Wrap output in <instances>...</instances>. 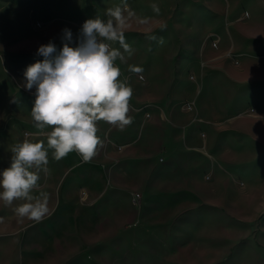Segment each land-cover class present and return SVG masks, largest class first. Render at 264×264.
Instances as JSON below:
<instances>
[{
  "label": "rangeland",
  "instance_id": "374dc122",
  "mask_svg": "<svg viewBox=\"0 0 264 264\" xmlns=\"http://www.w3.org/2000/svg\"><path fill=\"white\" fill-rule=\"evenodd\" d=\"M151 1L127 0L134 52L116 61L134 89V122L123 131L99 122L103 146L90 162L75 152L55 161L49 150L38 190L49 194V215L20 223L0 205V264H264V0H169L171 17L157 23ZM116 5L122 0H0V171L26 133L46 144L30 115L35 89L23 87L26 67L43 60L38 47L62 48L64 28L76 46L83 22ZM185 5L196 9L190 21L200 18L192 37L201 30L188 56L166 44L183 34L173 18ZM129 65L143 67L144 79ZM173 87L181 113L165 106ZM191 118L201 122L174 132L187 135L189 151L172 159L161 130Z\"/></svg>",
  "mask_w": 264,
  "mask_h": 264
},
{
  "label": "clouds",
  "instance_id": "9594fccd",
  "mask_svg": "<svg viewBox=\"0 0 264 264\" xmlns=\"http://www.w3.org/2000/svg\"><path fill=\"white\" fill-rule=\"evenodd\" d=\"M151 7L159 14L158 5ZM133 15L127 0H122V6L107 8L106 18L96 16L83 22L76 46H71L72 31L64 28L62 48L52 41L40 45L36 55L43 60L24 70L23 87L30 92L35 89L30 112L33 127L38 130L35 135L45 137L46 144L44 140H29L33 133H26L23 142L11 148L9 166L0 171V202L12 208L18 222L41 223L49 215V194L38 191L40 174L50 173L49 150L55 161L75 152L83 162H90L103 146L99 122L120 131L134 122L129 115L134 89L127 78L120 79L116 64L117 60L127 63L124 53L131 56L134 52L125 41ZM117 43L119 48L113 46ZM128 71L144 79L143 67L129 65ZM18 201L21 203L16 204Z\"/></svg>",
  "mask_w": 264,
  "mask_h": 264
},
{
  "label": "crops",
  "instance_id": "0c3cea01",
  "mask_svg": "<svg viewBox=\"0 0 264 264\" xmlns=\"http://www.w3.org/2000/svg\"><path fill=\"white\" fill-rule=\"evenodd\" d=\"M169 3H170L169 0H152L151 1L150 7H151L152 4H156V5H158V7L160 9L159 14H157V13H155L152 10V7H151V9H150L151 10V12H150V21L152 23H157L158 22L159 18L156 15H160L161 14L165 18H170L171 17V11L169 10V7H167L168 9L165 8V5L169 4ZM191 6H192V4H191ZM193 9L194 8H191L189 10L186 9V5L182 6L179 9L180 13H179V15H176L173 18L174 19L173 23H174L175 27H179L180 30H183V34H182V32L179 34L180 36L178 38L179 39L178 41L171 40V42L166 43L167 45L172 47L173 51L175 49L174 52H177V50H179L180 54H183L185 56L194 54L196 46L197 45L199 46V40H200L199 34H200L201 30L199 32H197L198 33L197 35L192 37V32H193L194 29L192 30V27L190 26V23H191V21L196 22L197 19L199 20L200 18L192 19L191 21H190V19H188V14L190 13V11H192L191 13H193V11L196 10V9H194V10ZM196 14H198V17L199 16L202 17V14H204V12L200 11L199 13L196 12ZM151 17H153V18H151ZM185 22H187V23H185ZM197 42H198V44H197ZM175 47H177V49ZM181 48H183V50ZM167 51H168V48L165 51V54H164L165 61L162 64L165 65L164 68H165V70H167L166 77H169L170 68L168 67V65H169V61H171L173 55L169 56L168 53L166 54ZM169 58H171V59H169ZM202 69H203V67H202ZM165 87H166L167 90L170 89V83L167 84ZM248 92H250V91H248ZM171 93H172L171 94V98L172 99L169 101V105L167 106L165 104V106H166V108H169V110L174 108V109L179 110V112L181 113L182 111H181L180 106H176L175 107V105H177V103H179L177 101L178 97L176 96L177 94H176V91H175V87H173L171 89ZM192 98L194 99V103L196 104V98H198L197 95H195V97L193 96ZM246 98L248 99L249 96L246 97ZM238 105H239V102H238ZM158 109H159V107H158ZM158 111H160V109ZM183 114H185V113L183 112ZM160 115L163 118V119H160V120L163 121L165 119L163 113H160ZM195 120L196 119L193 120L192 118L189 119V120L183 119V121H174V122H171V120H169L170 121V128L166 129V126H165V128H163L161 130L163 134H165V133L167 134L166 138H167V143H168L167 144L168 145V153L170 154V157L172 159L183 157V156H185V153L187 151H189V150H185V149H188L187 148V143H186L187 135L185 133H183L182 136H179V135H177V133H174V132L176 130H178V129H182L184 131V129L186 128V125H190V124L192 125V124H194L196 122H201V119H199L200 121H195ZM158 122H160V121H158ZM163 122H165V121H163ZM165 129H166V131H164ZM159 137H161V136H159ZM154 141H159V139H156L154 137ZM164 143H166L165 139H164ZM0 205H3V203L0 202Z\"/></svg>",
  "mask_w": 264,
  "mask_h": 264
},
{
  "label": "built area",
  "instance_id": "2783aa9c",
  "mask_svg": "<svg viewBox=\"0 0 264 264\" xmlns=\"http://www.w3.org/2000/svg\"><path fill=\"white\" fill-rule=\"evenodd\" d=\"M145 106H146V105H142V107H144V108H145ZM186 108H187V109H191V106L188 105V106H186ZM105 137L108 138V135L106 134ZM138 197H139V194H138V193H136V194L134 193V194H133V199H134V201H137Z\"/></svg>",
  "mask_w": 264,
  "mask_h": 264
}]
</instances>
